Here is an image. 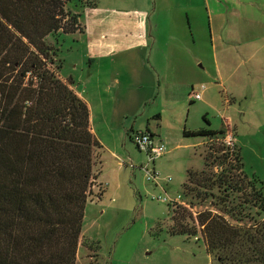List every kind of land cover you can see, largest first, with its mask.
<instances>
[{
  "label": "rangeland",
  "instance_id": "374dc122",
  "mask_svg": "<svg viewBox=\"0 0 264 264\" xmlns=\"http://www.w3.org/2000/svg\"><path fill=\"white\" fill-rule=\"evenodd\" d=\"M94 2L93 8L76 10L82 33L55 39L62 79L71 77L74 87L87 81L93 86L85 93L93 108L90 125L104 147L101 164L94 168L103 195L87 202L81 235L98 247L100 264H218L216 254L206 252L198 218L210 212L231 220L226 210L237 214L236 203L231 197L227 204L216 188L218 197L202 199L203 188L196 185L186 196L183 184L187 171L203 169L209 144L223 147V137L207 142L205 137H184L183 132L231 128L245 179L264 183V0ZM145 21L147 35L173 46L168 48V75L174 78L161 80L159 94H148L145 87L140 95H116L118 89L111 84L113 73L120 71L110 61L111 48L116 41L140 37L130 28ZM175 65L180 72H174ZM119 75L125 77L124 88L133 81ZM194 93L201 98L194 100ZM146 129L153 144L163 143L167 150L150 166L147 153L131 139ZM152 167L159 173L155 182L147 181ZM165 192L172 198L181 195V202L170 206L156 199ZM175 211L186 219L191 214L187 220L195 226V236L168 233ZM92 254L81 244L75 264H97Z\"/></svg>",
  "mask_w": 264,
  "mask_h": 264
},
{
  "label": "trees",
  "instance_id": "16d2710c",
  "mask_svg": "<svg viewBox=\"0 0 264 264\" xmlns=\"http://www.w3.org/2000/svg\"><path fill=\"white\" fill-rule=\"evenodd\" d=\"M95 6L94 0H0V264H75L81 244L100 264L98 247L81 231L87 202L103 195L94 173L103 148L86 102L73 80L60 75L55 40L82 33L76 10ZM183 136L212 141L217 133ZM222 146L209 144L203 169L187 171L185 195L196 185L202 199L218 197L216 188L223 201L236 203L237 214L226 210L231 220L210 212L198 218L206 252L218 264H264V183L245 179L239 147ZM174 214L168 233L195 236L191 214Z\"/></svg>",
  "mask_w": 264,
  "mask_h": 264
},
{
  "label": "crops",
  "instance_id": "0c3cea01",
  "mask_svg": "<svg viewBox=\"0 0 264 264\" xmlns=\"http://www.w3.org/2000/svg\"><path fill=\"white\" fill-rule=\"evenodd\" d=\"M142 22H135L130 28V31L134 30L133 34L141 33L140 37L136 39L127 38V39H122L121 41H116L114 42V45L111 48V51H113V55L111 56L112 58L110 59V61L112 63H115L117 70L120 71V73L118 72L113 73L114 76H113L112 84H111L112 88L118 89V91H116L115 93L116 95L117 94L126 95L127 93L134 95L133 94L134 92L137 93L136 95H140L139 93L146 88L149 90L148 94H159L161 90V86H162L161 80L167 79V77L174 78V76L168 75V67L171 69V62L168 60V52H169L168 48L173 47V46H170L167 40L165 41L158 40V39L156 40L154 37H151L152 34L147 35L146 34L147 28H145L147 25L146 21L144 23ZM151 32H152V29H151ZM102 48L103 46H101V49ZM160 51L162 52V55L157 54ZM88 60L94 61L95 59L94 58L91 59V57H89ZM174 69H175L174 72L177 73V70L178 72H180L178 66L175 65ZM121 73L128 76L126 78L127 80L131 81V79L133 78L132 82L130 83L128 82V85L126 86V88L122 86V83H125V77H123L122 75H119ZM130 73H132V75ZM107 79L105 81H107ZM185 82L186 80L179 81L177 84H180V83L184 84ZM105 83H108V82H105ZM177 84H174V85H177ZM92 87L93 86L91 84H88V81H87V84L81 83L80 87L73 86V89L77 93V95L86 102L89 108L90 114L93 108H92L91 103H89L88 101V97L85 96V93L88 91L87 88H92ZM120 89H124V90L121 91ZM94 93L95 92H91V94H94ZM142 95L144 94L142 93ZM156 120L158 119L156 118ZM92 122H93V119H92ZM90 127H91V132L94 134L95 132L94 128H92V125H90ZM209 131L216 132L217 135H221L223 138L226 137L228 134L233 136L235 139V145L237 146V140L235 137V133L233 130H231V128H228V129L221 128V129H218L217 131L216 130L215 131L209 130ZM140 132L148 133L150 137V141L153 143L152 141L153 135L151 134V131L149 129H146L145 131H139L137 133H140ZM189 132H194V131H189ZM221 138L219 139L221 140ZM206 139H208L207 142L211 141V139L209 138H206ZM100 144L102 145L101 142ZM104 146L111 153V155L116 154L115 151L112 149V147L107 146L105 143H104ZM102 148H104L103 145H102Z\"/></svg>",
  "mask_w": 264,
  "mask_h": 264
},
{
  "label": "built area",
  "instance_id": "2783aa9c",
  "mask_svg": "<svg viewBox=\"0 0 264 264\" xmlns=\"http://www.w3.org/2000/svg\"><path fill=\"white\" fill-rule=\"evenodd\" d=\"M192 98L194 100H199L201 98L199 93L192 94ZM132 141L136 145V147L140 151H144L147 153L148 156V165H152L155 158L163 155L166 153V147L164 144L154 145L150 141L149 134L146 132L134 133L132 136ZM223 144L226 147L233 148L235 146V139L231 135H227L223 138ZM133 166L132 164H130ZM159 179V173L152 167L150 170L147 171V181H157ZM156 199L168 202L170 205L179 204L181 202V195H177L176 197H170L166 192L165 195H159Z\"/></svg>",
  "mask_w": 264,
  "mask_h": 264
}]
</instances>
